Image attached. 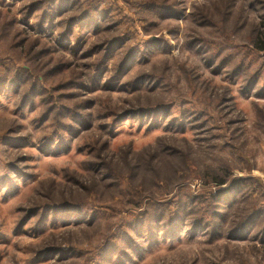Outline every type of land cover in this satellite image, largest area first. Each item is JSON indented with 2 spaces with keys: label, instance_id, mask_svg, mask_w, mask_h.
<instances>
[{
  "label": "rangeland",
  "instance_id": "rangeland-1",
  "mask_svg": "<svg viewBox=\"0 0 264 264\" xmlns=\"http://www.w3.org/2000/svg\"><path fill=\"white\" fill-rule=\"evenodd\" d=\"M66 1L69 14L100 20L73 39L78 53L58 50L54 57L69 63L58 68L37 66L48 57L25 48L28 27L1 34L0 10V75L16 76L27 61L42 73L54 67L46 79L54 95L90 103L75 107L93 116L67 147L49 150L43 100L20 108L19 94L0 93V264H115L112 242L130 249L126 233L147 216L159 239L129 264H264V51L254 47L264 0ZM160 4L181 6L180 16L165 20ZM2 7L22 22L19 3ZM109 39L120 55L145 52L117 88L106 85L116 75L109 62L92 72L94 83L87 78L92 89L59 90L89 73L96 56L87 50ZM48 204L77 206L86 220L69 223L58 209L57 222L50 215L36 231L37 217L19 225Z\"/></svg>",
  "mask_w": 264,
  "mask_h": 264
},
{
  "label": "trees",
  "instance_id": "trees-1",
  "mask_svg": "<svg viewBox=\"0 0 264 264\" xmlns=\"http://www.w3.org/2000/svg\"><path fill=\"white\" fill-rule=\"evenodd\" d=\"M7 1L9 0H0V10L5 14L4 21L2 23L1 34L12 36L11 34L15 32L13 34L15 37L16 33L20 32L14 31L15 28H21L20 26L28 27L30 33H27L28 35H26L24 39H20L21 42L26 45L25 48H30L33 51L38 49L36 53L40 52L43 54V57H48L44 63L37 62V66H49L52 65V63H56L57 68L64 66L66 62H62L61 60H58L54 57L58 50L61 47H65L68 48L70 52L78 53L81 49L75 47L73 39H75V43L78 44L83 37V34L96 30L99 25L98 23L100 16L95 12H91V14L82 18H78L76 13L69 14L68 11L72 8V4L69 5V1L66 0L55 3L51 0H11L14 3L20 4L19 13L23 16L21 19L22 22H18V26H16V17H9L10 10L8 8L5 9L2 7L7 3ZM173 5L160 4L158 7V10L161 11L159 12L161 17H163L165 20H169L173 16H180L179 11L182 7H176ZM260 27L261 29L258 31L257 40L254 43V47L262 52L264 51V21L260 23ZM30 38H33V41L27 43ZM162 40H160V43ZM48 43L51 44L49 47L50 49L47 47ZM102 46H108L107 51L103 52V50H101ZM113 46V42L109 39L102 40L99 47L96 46L90 50L88 49L87 51L89 52V56H96L93 57L94 61L90 62L91 68L89 69V73L87 75L82 73V79L79 81L78 78H72V80L66 81L62 85L57 84L60 86L59 90L78 88L88 91L92 89L90 83H87V78L89 77L92 83H94L96 78L95 76L93 77L92 72L98 71L99 73V71L103 67L107 66L109 62H111L112 69L116 71V75L112 77L113 80L108 82L106 85L110 91L116 89L118 83L122 80V78H124L128 72V69L133 65L134 61L131 60H140L142 58L141 53L144 54L145 52L132 50L129 55L128 51H126L124 54L121 53L120 55L118 52L122 50V47H118L116 49V47ZM165 48L166 46H162L163 50H165ZM114 49L115 51H113ZM85 56L87 57L88 54ZM32 58L33 56L30 57V59ZM68 65L69 63H66V66ZM54 70V67H52V69L48 70L46 73H42V71L38 70V68L32 67L30 61H27L26 65L18 67V73L16 76L10 78L5 72L0 75V93L12 91L16 94H19L20 108L27 106V104H33L36 98H41L44 103L43 108H45V111L40 119L48 120L49 125L52 126V131L44 137L45 141L47 142L45 144L46 146L48 145V148H50L49 150L56 149L59 152L61 149H64L70 144V139L73 136L78 135L80 132L86 131L92 127L93 116L91 111L88 110L83 112L79 111L78 108L75 107L78 106L80 108H88L90 107V103H86L84 105L75 103V106H70L59 101V96L54 95V90L56 91L58 89H55L50 85L48 87L46 80L48 77H52L54 75ZM31 71L35 72V74H33ZM72 92L73 93L68 92L66 97L77 95L74 94L77 93L76 90H72ZM83 93V91L79 93L78 97H80V94ZM122 116L127 117L129 115ZM119 119L121 118H118V120ZM106 126L110 127L111 124L106 123ZM53 142L54 146L52 147L51 144ZM0 183H2V181ZM224 190L225 189H221L220 191ZM217 197L218 195L214 198ZM58 209H63L65 211V215L68 216L69 223L73 221L76 222L78 220L84 222L86 220L83 211L77 206H71L70 209H67L66 207L58 208L48 204L35 205L31 207L19 225H21L23 222L25 223L26 221L27 224L31 222L27 220L32 218L31 216H34V218L37 217V219H35L29 225L34 229V231H36L40 228V226L46 224L49 221L50 215H52V222H57ZM142 215L144 217L145 214L143 213ZM216 217L217 216L213 215L214 219ZM145 218L147 219L146 223L144 221H139L136 223V226H130V234L126 233V243H129V246L131 247L130 249H125L122 246L119 241V237H116V239H114L112 242L114 244V248L113 250L111 248V250L114 251L116 256L114 259L115 264H129L130 262L139 259L145 250L150 247L152 244L151 242L158 241V230L160 227L156 224L157 219L151 216H147ZM175 220L177 221L179 219H176L175 216L172 218V221L174 222ZM212 224H214V222ZM171 228H173V226H171L167 231H171ZM134 238H141L142 240L139 239L141 242L138 243L137 240L134 241ZM143 245H145V247ZM125 261L127 262L125 263Z\"/></svg>",
  "mask_w": 264,
  "mask_h": 264
}]
</instances>
